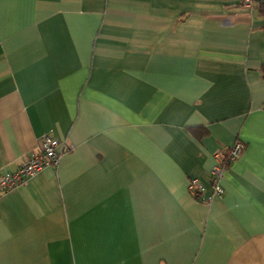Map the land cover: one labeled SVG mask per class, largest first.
Segmentation results:
<instances>
[{"label":"crops","instance_id":"1","mask_svg":"<svg viewBox=\"0 0 264 264\" xmlns=\"http://www.w3.org/2000/svg\"><path fill=\"white\" fill-rule=\"evenodd\" d=\"M263 10L0 0V178L63 146L0 195V264H264ZM237 141L200 203L191 178Z\"/></svg>","mask_w":264,"mask_h":264},{"label":"built area","instance_id":"2","mask_svg":"<svg viewBox=\"0 0 264 264\" xmlns=\"http://www.w3.org/2000/svg\"><path fill=\"white\" fill-rule=\"evenodd\" d=\"M241 6L250 10H261L264 0H236ZM245 145L237 141L228 153L219 151L216 154V163L207 177L191 178L188 186L189 193L200 203L209 205L215 198L225 194L221 181L231 163L243 152ZM62 142L51 134H45L41 139V150L32 153L14 172H8L0 178V195L13 189H18L26 184L29 178L38 174L50 165H58L63 152Z\"/></svg>","mask_w":264,"mask_h":264},{"label":"trees","instance_id":"3","mask_svg":"<svg viewBox=\"0 0 264 264\" xmlns=\"http://www.w3.org/2000/svg\"><path fill=\"white\" fill-rule=\"evenodd\" d=\"M264 13V10L262 11ZM261 71L264 75V64L261 66ZM193 131L195 132V134L199 137V138H202L203 136L207 135L209 133V131L205 128H199V127H193L192 128ZM230 150V148L226 149V150H223L224 152L228 153ZM232 164V163H231Z\"/></svg>","mask_w":264,"mask_h":264}]
</instances>
